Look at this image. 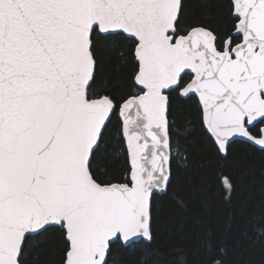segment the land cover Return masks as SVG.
Segmentation results:
<instances>
[{
    "label": "water",
    "instance_id": "1",
    "mask_svg": "<svg viewBox=\"0 0 264 264\" xmlns=\"http://www.w3.org/2000/svg\"><path fill=\"white\" fill-rule=\"evenodd\" d=\"M241 41L217 49L196 26L173 36L181 0H0V264H19L25 238L63 226L64 264H105L110 244L151 241V201L167 190L168 92L195 96L222 155L236 140L264 146V0H231ZM136 41L141 90L118 117L129 182L98 183L89 163L114 111L89 99L93 31Z\"/></svg>",
    "mask_w": 264,
    "mask_h": 264
},
{
    "label": "trees",
    "instance_id": "2",
    "mask_svg": "<svg viewBox=\"0 0 264 264\" xmlns=\"http://www.w3.org/2000/svg\"><path fill=\"white\" fill-rule=\"evenodd\" d=\"M231 0H181L174 37L202 26L223 39L237 19ZM136 41L122 33L91 36L95 62L89 99L107 96L114 111L92 153L89 170L100 184L129 182V165L118 108L141 90L134 75ZM184 74L180 87L190 79ZM171 151L167 190L151 201V241L110 244L105 264H264V146L232 141L225 155L205 130L201 108L179 87L168 92ZM264 119L249 127L259 136ZM68 242L63 226H48L25 238L19 264H64Z\"/></svg>",
    "mask_w": 264,
    "mask_h": 264
},
{
    "label": "flooded vegetation",
    "instance_id": "3",
    "mask_svg": "<svg viewBox=\"0 0 264 264\" xmlns=\"http://www.w3.org/2000/svg\"><path fill=\"white\" fill-rule=\"evenodd\" d=\"M233 36H236V35H233ZM236 37H239V38H238L239 40H237V41H235V42L232 41L231 38L223 39L221 48L218 47V43H217V39H216L215 45H216V47H217L218 50H220V51H224V49H225V43H226V41H228V42H229V51H231V50H232V47L241 41V36H236ZM186 74H188V73H186ZM191 77H192V76H191ZM191 77H190V79H191ZM190 79H189V80H190ZM189 80H188V81H189ZM186 83H187V82H186ZM186 83H185V84H186ZM185 84H184V85H185ZM184 85H183V86H184ZM183 86H181V87L179 86V90H180ZM179 95H180V94H179ZM194 97H195V96H194ZM195 98H196V97H195ZM196 99H197V98H196ZM197 101H198V100H197ZM198 104H199V103H198ZM199 106H200V105H199ZM201 112H202V110H201ZM202 120H203V117H202ZM260 121H261V120H260ZM260 121H259V122H260ZM259 122H258V123H259ZM203 125H204V124H203ZM246 125H247V128H248V130H249V127H251V125H248V124H246ZM255 125H256V124H255ZM252 126H254V125H252ZM204 128H205V126H204ZM260 128H261V127H260ZM205 130H206V129H205ZM249 132H250V131H249ZM250 133H251V132H250ZM252 135H253V134H252ZM254 136H256V135H254ZM259 136H260V135H259Z\"/></svg>",
    "mask_w": 264,
    "mask_h": 264
},
{
    "label": "rangeland",
    "instance_id": "4",
    "mask_svg": "<svg viewBox=\"0 0 264 264\" xmlns=\"http://www.w3.org/2000/svg\"><path fill=\"white\" fill-rule=\"evenodd\" d=\"M172 153H173V155H175L176 154V150L172 151Z\"/></svg>",
    "mask_w": 264,
    "mask_h": 264
}]
</instances>
